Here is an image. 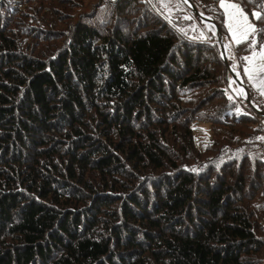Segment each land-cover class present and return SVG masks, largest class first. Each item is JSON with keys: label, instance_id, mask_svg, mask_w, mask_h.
I'll return each instance as SVG.
<instances>
[{"label": "trees", "instance_id": "16d2710c", "mask_svg": "<svg viewBox=\"0 0 264 264\" xmlns=\"http://www.w3.org/2000/svg\"><path fill=\"white\" fill-rule=\"evenodd\" d=\"M188 1L224 39L219 0ZM234 2L249 17L257 10L250 0ZM107 4L119 16L137 0ZM21 6L0 0V264L264 259L257 256L264 250L257 218L264 154H224L218 171L219 161L194 175L181 173L161 147L159 128L170 124V131L183 133L179 152H193L186 117L221 92L218 75L206 72L200 59L212 48L177 44L152 18L131 37L118 29L104 35L86 23L88 15L74 25L65 47L44 59L28 53L22 40L42 29H10L25 15ZM95 8L104 9V1ZM253 22L264 29V20ZM255 38L264 42V32ZM231 52L241 62L240 73L241 58L251 50L242 43ZM246 90L264 115L263 99L252 87ZM199 95L204 97L195 101ZM233 109L226 105L217 116ZM254 119L241 116L235 126L222 122L216 145L232 144L243 131L237 127L253 129Z\"/></svg>", "mask_w": 264, "mask_h": 264}, {"label": "rangeland", "instance_id": "374dc122", "mask_svg": "<svg viewBox=\"0 0 264 264\" xmlns=\"http://www.w3.org/2000/svg\"><path fill=\"white\" fill-rule=\"evenodd\" d=\"M14 1L16 4L22 5L21 11L25 15L15 19V23L10 25V29L22 32L24 27V29H26V27L31 26L35 29L39 28L44 31L55 32L50 36L48 32H45V34L40 30L37 31L36 37L28 36L22 38V40L28 44L26 46L28 53L36 57L40 56L44 59L52 58L58 51L63 49L69 40L68 36L74 29V25H76L81 18L85 20V16L88 15L92 17L89 19V22L85 20L86 23H91L92 26L102 30L104 35L109 30L118 29L119 33L123 32L125 36L131 37L139 25H141V27L148 26L147 20L152 18L158 21L161 28H166L175 35L177 44H185V42L191 44L196 43L206 48H212L211 53L202 51L200 59L204 63V70L206 72L213 70L215 74L218 75L217 83L219 91L221 92H216L214 98L209 95L207 99L211 101L208 102L203 109H194L186 117L190 122L188 128L191 131L190 140L193 145V152H179V148L176 145L183 141V133L179 132L177 128L170 131V124H168L167 127L163 126L159 128V132L162 135L161 142L163 146L160 145L163 147L166 157L174 161V164L181 173H192L194 175L197 173L205 174L206 168L221 160V156H224V154L231 157L238 153L245 152H262L264 154V141L257 139L258 137H264V119H260L258 115H256L257 112L261 113L259 107L248 98L246 90L248 86L241 75H237L238 67H240L241 62L237 60L236 55L235 58L231 51L229 52L226 50V44L223 39L222 46L224 47L225 53L220 56L221 48L217 46L216 33L213 35V32L209 30V24L203 23L200 19L199 21L198 18L196 19L192 14V10L189 9L185 3H183L181 9H176L174 7L171 13H168L160 9L159 0H137V4L134 5L133 10H126L122 15L118 16V13H116L114 9L109 8L107 4L109 0H103L104 9L100 12H97L95 7L101 0ZM171 2L175 4L178 0H171ZM221 12H223V10ZM184 16H190L192 18L184 19ZM17 21H20V23H17ZM151 26L150 24L147 28L149 29ZM180 29H184L185 32H181ZM201 34H203V38H201ZM222 59L227 62L230 72L236 76L239 80L238 82L245 88L249 102L245 100L246 98L237 94L236 90L240 87L236 86L235 83H231L233 80L230 74H228L225 68L226 65ZM233 64L237 66L235 71L232 69ZM221 94L223 95L219 99L218 96H221ZM229 96H232V100H229ZM200 97L204 96H197L195 101ZM229 104H232L234 109L229 113V116L222 115V117L219 118L217 116L221 114L219 110H222V108ZM250 115L255 117L254 120L256 124L253 126V129H249L247 125H240L237 128H241L243 130L242 133L232 138V144H224V147L220 149V147L216 145V143H219L220 139L223 138V130L220 124L223 122L225 124H231L230 126H235L241 116L249 117ZM238 158L239 156L237 159ZM222 165V162L219 161L218 166L215 168L216 171H218L220 169L218 167ZM212 177H214V174ZM262 202V209L257 211V218L262 222L261 227L264 226V198ZM260 236L264 239V230L261 231ZM262 255H264V250L257 256ZM263 260L264 259L259 258L255 261L254 258L251 257V262L253 264H261Z\"/></svg>", "mask_w": 264, "mask_h": 264}, {"label": "snow or ice", "instance_id": "6c2138e0", "mask_svg": "<svg viewBox=\"0 0 264 264\" xmlns=\"http://www.w3.org/2000/svg\"><path fill=\"white\" fill-rule=\"evenodd\" d=\"M250 2L257 3V10L251 13V19L240 4L234 2V0H219V7L223 10L224 27L227 29L232 42L235 45L242 43L248 44L251 54L241 58L245 61V67L243 69L244 75L247 77L251 86L261 96H264V42H258L255 38L259 33L264 32V29L257 28L253 22V20H264V0H250ZM183 3H186V0H178L175 4L171 0H159V7L162 11L171 13L174 7L181 9ZM191 18L190 16H184V19ZM209 30L215 35V26H210ZM180 31L185 32L184 29H180ZM201 38H203V34H201ZM258 44L259 47L257 50ZM225 48L227 51H231L230 45H225ZM236 67L235 64L232 65L233 71L236 70ZM231 83L234 84L235 81ZM236 91L239 96L247 98V94L243 88H239ZM228 98L232 100V96ZM257 139L264 141V137H258Z\"/></svg>", "mask_w": 264, "mask_h": 264}, {"label": "water", "instance_id": "95a60500", "mask_svg": "<svg viewBox=\"0 0 264 264\" xmlns=\"http://www.w3.org/2000/svg\"><path fill=\"white\" fill-rule=\"evenodd\" d=\"M185 4L189 7V9L192 10V14H193L196 18H198V19H200L201 21H203V23H207V24H209L210 26H215V33H216V37H217V41H216V42H217V46H219V48H221L220 56H222L223 53H225V52H224V47L222 46V39H223V36H222L221 32H219L218 29L216 28L215 23H214L211 19H208V18H206V17H205V18L202 17V15L199 14V12L197 11L196 7H195L194 5H192L188 0H186V3H185ZM222 60L224 61V64L226 65L225 68H226L228 74H230L232 80L235 81L236 86H238V87H240V88H243V86L238 82L239 80L236 78V76H234V75L230 72V70H229V65L227 64V62H226L224 59H222ZM243 89L245 90V88H243ZM245 100L248 101L247 98H246ZM248 102H249V101H248ZM249 104H250V103H249ZM257 113H258V115H260V116L262 117V119H264V115H263V114H261V113H259V112H257Z\"/></svg>", "mask_w": 264, "mask_h": 264}, {"label": "crops", "instance_id": "0c3cea01", "mask_svg": "<svg viewBox=\"0 0 264 264\" xmlns=\"http://www.w3.org/2000/svg\"><path fill=\"white\" fill-rule=\"evenodd\" d=\"M223 18H224V16H223ZM251 18V17H250ZM224 31L226 32V35H225V37H224V42H225V44L226 45H230L232 48L234 47V43L232 42V40H231V37L229 36V33L227 32V29L224 27ZM244 67H245V65H244ZM244 67H242V69H241V72L239 73L240 75H241V77L243 78V80H244V82L246 83V85L249 87H252L251 86V84H250V82L247 80V77L244 75V71H243V69H244ZM253 88V87H252ZM254 89V88H253ZM255 90V89H254ZM256 91V90H255ZM258 94H259V92L258 91H256ZM259 96L263 99V101H264V96H261L260 94H259Z\"/></svg>", "mask_w": 264, "mask_h": 264}]
</instances>
